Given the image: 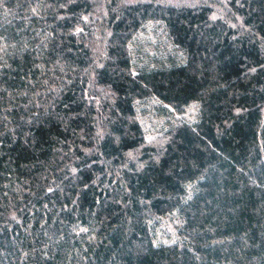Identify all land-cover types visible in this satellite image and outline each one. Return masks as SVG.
I'll return each mask as SVG.
<instances>
[{"label":"trees","instance_id":"1","mask_svg":"<svg viewBox=\"0 0 264 264\" xmlns=\"http://www.w3.org/2000/svg\"><path fill=\"white\" fill-rule=\"evenodd\" d=\"M0 264H264V0H0Z\"/></svg>","mask_w":264,"mask_h":264}]
</instances>
